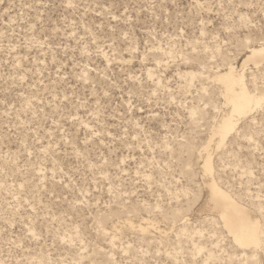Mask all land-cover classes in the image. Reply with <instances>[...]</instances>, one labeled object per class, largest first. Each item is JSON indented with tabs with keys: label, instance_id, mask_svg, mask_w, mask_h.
<instances>
[{
	"label": "rangeland",
	"instance_id": "374dc122",
	"mask_svg": "<svg viewBox=\"0 0 264 264\" xmlns=\"http://www.w3.org/2000/svg\"><path fill=\"white\" fill-rule=\"evenodd\" d=\"M262 29L264 0H0V264L259 261L217 248L202 166L264 219V140L213 135Z\"/></svg>",
	"mask_w": 264,
	"mask_h": 264
},
{
	"label": "snow or ice",
	"instance_id": "6c2138e0",
	"mask_svg": "<svg viewBox=\"0 0 264 264\" xmlns=\"http://www.w3.org/2000/svg\"><path fill=\"white\" fill-rule=\"evenodd\" d=\"M260 42L264 45V29L259 37ZM261 54L264 56V47L261 48ZM222 76L221 82L228 86L227 91L221 92L223 96V103L228 108H231L232 115L230 118L225 119L221 125V129L217 138L220 139L223 147L224 137L231 133L232 136L243 135L245 139L250 142L253 141L257 135L264 140V76L259 79L252 78L246 82L239 77V74L227 72ZM107 95V93H105ZM242 98L245 103H242ZM68 97H65L67 100ZM208 109V119L211 120L212 112L209 105H204ZM225 108V111L228 110ZM219 112V109L217 110ZM219 122V121H218ZM203 151V149L201 150ZM213 197L216 199V189L213 184ZM264 212V209H262ZM222 219L223 223L218 224L212 221L214 228L217 231L216 240L217 248L228 249L231 251L233 248L236 250L249 251L251 249L260 250V259L257 261L255 255L250 259L238 258L231 260V264H264V219L258 224L249 221L244 229H238L230 220L229 216L218 217ZM259 233V240L257 234ZM225 264H228L226 261Z\"/></svg>",
	"mask_w": 264,
	"mask_h": 264
},
{
	"label": "bare ground",
	"instance_id": "6f19581e",
	"mask_svg": "<svg viewBox=\"0 0 264 264\" xmlns=\"http://www.w3.org/2000/svg\"><path fill=\"white\" fill-rule=\"evenodd\" d=\"M264 47V45H256L253 46L249 52L246 54L241 68L239 66H236L234 64H231L226 69L227 72H235L239 74V77L246 82V70L250 68L251 65H254L255 67H261L264 66V56L261 54V48ZM222 70V69H221ZM219 72V71H218ZM226 74V71L220 72L218 74V81L222 85L223 91L228 90V86L221 82V77ZM242 103H245L246 101L242 98ZM232 115V111H226L223 113V116L221 120L219 121V125L215 128L213 135L218 136V133L221 129V125L224 123L225 119L230 118ZM218 124V123H217ZM230 134V133H229ZM228 134V135H229ZM225 136V138L228 137ZM212 139V138H210ZM211 141V140H210ZM210 143V142H209ZM209 147V145H208ZM207 149V146L205 147ZM205 149V150H206ZM203 172L204 175L207 176L205 179V185L209 192V199L207 206L211 209H214L218 212L219 216L222 218L224 216H229L230 220L232 221L233 225L237 227L238 229H244L247 226V223L249 221L253 223H259L260 219L256 218L255 213L253 209L248 206L247 204L243 203L242 200L240 201L238 198L234 196V194L230 193L227 189L222 187L218 180H216L215 176V166L213 163L212 156L209 154L203 162ZM216 177V178H215ZM213 184L215 185L216 189V199H212L213 197ZM221 222L223 223V220L221 219ZM142 225V224H141ZM133 226V225H131ZM257 240H259V233L257 234ZM247 253V252H246Z\"/></svg>",
	"mask_w": 264,
	"mask_h": 264
}]
</instances>
